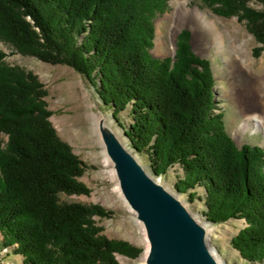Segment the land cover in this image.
I'll use <instances>...</instances> for the list:
<instances>
[{"label": "trees", "instance_id": "trees-1", "mask_svg": "<svg viewBox=\"0 0 264 264\" xmlns=\"http://www.w3.org/2000/svg\"><path fill=\"white\" fill-rule=\"evenodd\" d=\"M250 1L204 0L217 14L246 19L264 43V9ZM167 8V0H0V40L76 69L120 125L129 109L132 122L124 133L138 152L149 149L154 173L180 165L176 189L203 186L211 222L244 218L247 226L231 245L245 260L264 262V148L237 145L214 111L211 63L193 52L189 30L178 35L175 60L152 54L155 19ZM4 57L0 50L4 247H13L24 264H119L117 254L137 257L139 247L100 233L94 216L112 211L60 201L62 192H89L78 181L86 164L57 134L38 76Z\"/></svg>", "mask_w": 264, "mask_h": 264}, {"label": "rangeland", "instance_id": "rangeland-1", "mask_svg": "<svg viewBox=\"0 0 264 264\" xmlns=\"http://www.w3.org/2000/svg\"><path fill=\"white\" fill-rule=\"evenodd\" d=\"M167 2V10L155 19L156 37L152 54L159 58L174 56L175 60L178 35L184 29L189 30L191 49L196 55L209 59L211 63L215 78L214 111L222 113L226 129L237 145L249 143L264 148V130H253L255 127L253 121L241 114L233 97L230 79L233 76L229 72L232 60L243 59L248 51L251 69L257 75H264V43L259 42L250 32L246 19H241L238 15L217 14L204 0H190L189 6H198L208 20L215 21L217 28L224 34L222 47L217 45L215 29L194 27L192 23L176 27L179 30L173 37L175 20L169 19V15L173 13L174 6L172 0ZM248 5L257 10L264 9V5L256 0L250 1ZM234 25L238 28H234ZM0 50L5 53L6 63L20 66L38 76L48 93L45 99L48 109L52 112L50 121L57 134L72 146L73 151L86 164L85 171L78 177V181L84 183L89 192L82 194L62 192L59 194L60 201L98 204L112 211L110 216H94L96 224L102 229L100 233L110 239L128 241L141 249V253L134 258L117 254L119 264H147L145 257L149 242L137 214L118 190L119 179L116 181L111 176L104 163L101 151L102 148L105 150V147L102 139L101 146L92 140V114L95 112L107 116L110 124L118 131L123 144L135 155L144 169L167 190L174 193L188 211L206 226L207 244L221 264H264L245 260L231 245V239L247 226L244 218L211 222L205 214L206 197L203 186L198 185L187 192H179L176 189V182L183 175L180 165L170 167L162 175L154 173L149 149L138 152L124 133V127H129L132 122L129 109L121 113V126L114 119L112 108L103 103L92 83L73 67L67 64H52L36 56L22 54L1 40ZM245 106H248V103ZM3 140L7 141V137H3ZM191 193L194 197H191ZM2 240L3 236L0 233V264H24L23 256L16 253L13 247H4Z\"/></svg>", "mask_w": 264, "mask_h": 264}, {"label": "water", "instance_id": "water-1", "mask_svg": "<svg viewBox=\"0 0 264 264\" xmlns=\"http://www.w3.org/2000/svg\"><path fill=\"white\" fill-rule=\"evenodd\" d=\"M104 140L122 192L145 224L150 242L146 262L218 264L207 244V231L202 223L144 169L120 139L110 132L104 134Z\"/></svg>", "mask_w": 264, "mask_h": 264}, {"label": "bare ground", "instance_id": "bare-ground-1", "mask_svg": "<svg viewBox=\"0 0 264 264\" xmlns=\"http://www.w3.org/2000/svg\"><path fill=\"white\" fill-rule=\"evenodd\" d=\"M189 1L190 0H172L174 9H173V13L169 15V19L175 20V24H174L175 28H174L173 37H175L176 33L179 30L176 27H182L186 25L187 23H192L194 27H211L212 29H215L217 33L216 34L217 45L222 47V45L224 44V34L217 28L218 26L215 24V21L208 20L206 15L202 13V11L200 10L198 6L190 7ZM233 24H235V22H233ZM234 28L237 29L238 26L235 27L234 25ZM232 46L233 44L231 45V47ZM249 56H250V53L246 51L243 59L234 58L230 64L229 72L233 76L230 78L233 97H234L236 104H238V109L240 110L241 114H243L245 117L253 121L255 125L253 130H258V129L264 130V75H257L251 69L250 63L248 62ZM245 100L248 103V106H245L247 104V103L245 104ZM95 113L92 114V123H93L92 140H94L97 144L101 146L102 145L101 139H102V142L105 147V150L102 148V151H101L102 157L104 158V163L107 165V168L109 169L111 176L116 181H118V175H117L116 168L114 167V162L112 161V159L107 153V147H106L105 140H104V134L111 132L121 141L122 139L118 131L110 124L106 115L95 114ZM118 186H119L118 187L119 192L125 198L122 192L120 183H118ZM125 200L129 204L126 198ZM130 208L134 210L131 206ZM139 221H141L145 229V235L149 242L145 224L141 219H139ZM202 225L205 227L207 231L206 226L204 224ZM148 247L150 248V242H149ZM148 252H149V249L147 251L145 260L147 259ZM214 257L216 258L215 255ZM217 262L218 264H221L218 260Z\"/></svg>", "mask_w": 264, "mask_h": 264}]
</instances>
